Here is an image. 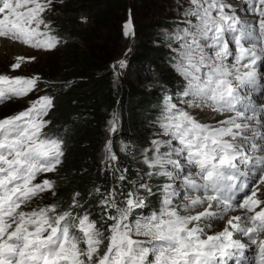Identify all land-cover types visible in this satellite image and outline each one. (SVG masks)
<instances>
[{
	"label": "snow or ice",
	"instance_id": "6c2138e0",
	"mask_svg": "<svg viewBox=\"0 0 264 264\" xmlns=\"http://www.w3.org/2000/svg\"><path fill=\"white\" fill-rule=\"evenodd\" d=\"M52 2L0 0V38L56 48L59 37L44 18ZM190 4L185 16L192 19L175 35V70L185 81L176 98L187 109H210L220 118L202 123L172 96L164 97L160 129L169 138L152 140L151 154L143 150L147 176L171 181L157 186L159 210L133 219L148 207L141 190L151 196L153 188L133 182L125 192L127 169L117 177L118 186L94 190L102 197L103 230L87 211L75 212L81 208L79 192L68 210L56 203L32 207L36 197L56 195L55 182L38 177L56 172L64 156L63 140L45 133L53 97L38 95L23 110L0 117V264H228L249 246L234 238L237 233L256 247L253 264H264V200L258 195L264 188V104L247 94L264 79V0H247L252 19L231 11L227 0ZM123 28L128 36L130 19ZM24 60L17 58L11 68ZM39 81L0 74V101L27 98L39 90ZM109 125L115 132V115ZM126 149L122 144L120 151ZM104 151L106 166L114 167L118 156L111 141ZM218 220L223 227L209 234Z\"/></svg>",
	"mask_w": 264,
	"mask_h": 264
},
{
	"label": "trees",
	"instance_id": "16d2710c",
	"mask_svg": "<svg viewBox=\"0 0 264 264\" xmlns=\"http://www.w3.org/2000/svg\"><path fill=\"white\" fill-rule=\"evenodd\" d=\"M97 1L98 8L89 17L93 25L91 26L89 22L83 27H79L81 21L75 17L76 13L71 15L72 9L75 12L76 9L80 10V6L76 8L78 3H89L93 10L92 3L95 0L61 1L64 15L54 27L64 32L62 39L66 42L73 35L81 34L86 47L68 42L63 48L56 74L45 77L51 81L67 77L74 82L62 85L42 83L54 100V106L48 115L51 123L45 129V133L63 140L64 156L61 169L51 176L55 179L56 195L53 197L49 192L36 203H56L61 211L68 210L74 194L79 192L81 208L75 209V212L83 214L87 211L90 218L96 220L98 227L103 230V208L99 204L102 197L94 190L99 187L101 193H104L118 186L120 182L117 177L124 169H127L125 173L127 179L123 182L125 192L132 188L133 182H146L153 188L151 196L141 190L140 194L146 197L148 207L138 210L133 219L140 212L148 215L153 210H159L160 196L157 186L165 181L162 177L147 176L149 169L139 160L143 140L136 133V128L145 127L149 121L156 118L161 111V96L165 94L174 96L177 88L175 80L164 73L167 64L175 61L173 54L168 53L167 47L150 48L148 45H141L140 50L131 53L126 61L120 87L114 89L111 86L107 50L110 43L109 33L112 31L113 36H122L121 24L115 23L116 15L119 10H126L131 6L127 0ZM156 25L174 26L163 20L158 21ZM154 62L157 63L153 67L154 86L148 92L142 93L136 84L129 82L135 71L133 67L149 68ZM118 106L122 108L123 116L119 132L115 134V143L117 145L119 138H125L135 142L137 147L120 153L114 167H107L100 161L103 126L109 112ZM115 169L118 171L114 176Z\"/></svg>",
	"mask_w": 264,
	"mask_h": 264
},
{
	"label": "rangeland",
	"instance_id": "374dc122",
	"mask_svg": "<svg viewBox=\"0 0 264 264\" xmlns=\"http://www.w3.org/2000/svg\"><path fill=\"white\" fill-rule=\"evenodd\" d=\"M61 1L62 0H53L50 8L44 14L45 20L50 23L52 34L59 37V43L56 48L52 50L34 49L29 46L22 45L19 42H14L10 39L8 42L6 38H3V42L0 43V74H6L9 76L20 75L25 77H40V81L38 83L39 90L34 91L27 98H12L0 101V117L12 115L20 110H23V108L27 106L28 100L35 99L38 95H50L48 89L43 87L42 83L62 85L74 82L73 79H68L67 77L56 78L55 81L47 80V78H45L47 75L52 76L56 74L57 64H59V60L61 59V56L63 54V48L67 46L68 42L76 43L77 45L83 48L86 47L81 34L73 35L70 40L66 42L62 39V37L65 35L64 32L61 29L54 27L55 24H57V21L64 15ZM236 1L243 4L240 0H227V2L231 4L236 3ZM127 2H129L131 7H128L126 10H119L116 15L115 23L121 24L122 27V25L127 21L128 12H130L133 23V39L130 42L129 38H124L123 35L121 37H117L115 35L113 36L112 31H110L109 33L110 43L108 44L109 48L107 50L109 54L108 66L109 73L111 76V86L114 89L120 87L123 81L122 78L126 67V61H128L127 59L134 50L138 51L141 49V45H148L150 48H156L160 46L167 47L168 53L173 54V58L175 59L172 64H167V66L164 68V73L168 76H171V78L175 80L174 84L177 88V91L175 92V95L172 96L174 98V102H177L178 107H184L186 110L190 111L202 123L215 124L217 122V119L220 117H218L217 115L216 118L204 117L196 110L187 109L186 105L179 104V101L176 98V93L183 91L185 81L183 77L180 76L179 73L175 70V63L178 56L176 50L179 49V42L176 41L175 35L178 30H182L184 27H186L187 22L192 19L191 17L185 16V10L191 7L190 0H127ZM96 4H99V1L95 0V2L92 3V5H94L93 10L91 9V5H89V3H78L76 8L80 6V10L76 9L75 12H73L72 9L71 15H73V13H76L75 17L81 21V26L79 27H83L89 22L91 26L93 25V23H91L92 20L89 17L93 13V11L98 8V5ZM236 13L239 14V12ZM161 20L174 24V26L156 25V23ZM104 30L105 29H103V31ZM19 57H24L25 60L21 63L20 68L13 70L11 68V65L13 63H16L17 58ZM120 61L124 62L123 67L120 66ZM156 64L157 63L154 62L152 67L142 69H136V66H134L133 69L135 71L132 74V79H130L129 82L131 84H136L139 87L140 92H148L154 86L155 71L153 67L156 66ZM262 72H264V67ZM63 79L65 80V82H62ZM250 93L254 95L252 90L250 91ZM165 96L166 94L164 96H161L160 99V114L156 118L149 121L147 126L136 128V133L139 134V136L143 140V146L139 156V160L142 163L143 150L146 148L150 149L149 154H151L152 140L169 138L164 137L162 130L160 129V117L163 114ZM261 103L264 104V94L261 98ZM114 115L116 117L117 128L115 132H111L109 131V121L113 119ZM122 116V108L119 106L114 108L111 112H109L108 118L103 126V139L100 153V161L102 165H106L104 162V149L108 141L112 142L113 151L116 153L118 158L120 156V153H123L120 151L122 144L127 146V149L124 152L133 150L137 147V144L135 142H133L132 140H127L125 138H119L117 145L115 143V134L119 132ZM162 151H167V148H163ZM179 159L182 163L184 162L182 157ZM59 169H61V165L58 166L57 170ZM169 170H172L171 166H169ZM53 173L41 175L40 177H38V179H43L46 175L48 179L55 182V179L51 177ZM162 180L165 182H171L164 177H162ZM259 195L261 197L260 199L264 200V190H261ZM40 199H42V197H36L32 203V207H35L37 205L36 202ZM217 222H220V220L216 221V223ZM216 228L217 227H211L210 229H208V233L212 234L216 231ZM239 235L240 234L238 233L235 234L234 238L239 237ZM246 242L249 246L246 248L245 251L246 261L242 264H253V261L255 260L256 256V247L250 245V242L247 240V237Z\"/></svg>",
	"mask_w": 264,
	"mask_h": 264
},
{
	"label": "bare ground",
	"instance_id": "6f19581e",
	"mask_svg": "<svg viewBox=\"0 0 264 264\" xmlns=\"http://www.w3.org/2000/svg\"><path fill=\"white\" fill-rule=\"evenodd\" d=\"M236 3L238 4V6H239V8H240V12H242V14H238L237 13V15L239 16V17H241V18H246V19H252L253 18V14H250L249 13V11H248V13L245 11L246 10V8L244 7V5L243 4H241L240 2H238V1H236ZM235 4H232V9H234V7H236V6H234ZM241 8H243L244 10H242ZM231 9V10H232ZM6 40L9 42V39H7L6 38ZM3 42V38H0V43H2ZM5 43V42H4ZM3 45V44H2ZM5 45V44H4ZM250 91H251V89H249L248 90V95L249 96H251L252 97V99L254 100V102L256 103V97H255V95H253V94H251L250 93ZM198 113H200V114H202V116H204V117H216V115L217 114H214L210 109H204V110H199V109H197L196 110ZM203 117V118H204ZM261 190H264V188H262ZM259 195V194H258ZM259 198H261L260 197V195H259ZM230 214H232V215H236V214H240L239 212H233V213H230ZM223 224H224V221L223 220H220V222H215L213 225H212V228H214V227H217L215 230L216 231H219L222 227H223ZM214 230V231H215ZM239 234V233H238ZM241 240V242H243V243H245V244H247V242L245 241V240H243V239H240Z\"/></svg>",
	"mask_w": 264,
	"mask_h": 264
},
{
	"label": "water",
	"instance_id": "95a60500",
	"mask_svg": "<svg viewBox=\"0 0 264 264\" xmlns=\"http://www.w3.org/2000/svg\"><path fill=\"white\" fill-rule=\"evenodd\" d=\"M129 19L131 20V30H130V34H129L128 36H125V35H124V28H123V25L125 24V23H124V24L122 25V35H123L124 38H129V41L131 42L132 39H133V23H132V19H131L130 12H128V14H127V21H128ZM127 21H126V22H127Z\"/></svg>",
	"mask_w": 264,
	"mask_h": 264
},
{
	"label": "flooded vegetation",
	"instance_id": "af4514ba",
	"mask_svg": "<svg viewBox=\"0 0 264 264\" xmlns=\"http://www.w3.org/2000/svg\"><path fill=\"white\" fill-rule=\"evenodd\" d=\"M234 4H235L234 6H236V7H234V9H232L231 11L239 12V14H242V13L240 12V8H239L238 4H237V3H234ZM236 14H237V13H236Z\"/></svg>",
	"mask_w": 264,
	"mask_h": 264
}]
</instances>
